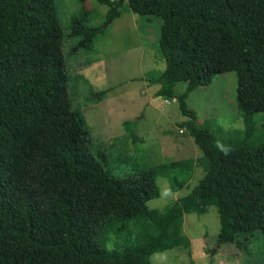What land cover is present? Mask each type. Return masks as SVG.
Here are the masks:
<instances>
[{"label": "trees", "instance_id": "16d2710c", "mask_svg": "<svg viewBox=\"0 0 264 264\" xmlns=\"http://www.w3.org/2000/svg\"><path fill=\"white\" fill-rule=\"evenodd\" d=\"M95 1L108 6L109 23L126 11L162 20L156 41L166 67L147 81L159 85L158 97L177 100L188 118L181 127L202 157L161 164L154 173L169 179L173 192L195 167L204 175L163 211L123 192L69 99L56 0H0V264H151L156 253L190 250L184 216L212 206L220 231L208 253L224 244L246 250L241 236L264 234V116L254 120L264 113V0ZM92 18L84 10L71 20L74 51L92 50L104 32L88 24ZM230 72L237 74L244 129L217 128L218 139L187 99ZM180 83L186 88L175 96ZM123 127L137 142L132 123Z\"/></svg>", "mask_w": 264, "mask_h": 264}, {"label": "rangeland", "instance_id": "374dc122", "mask_svg": "<svg viewBox=\"0 0 264 264\" xmlns=\"http://www.w3.org/2000/svg\"><path fill=\"white\" fill-rule=\"evenodd\" d=\"M56 5L64 29L69 99L87 120L93 152L104 155L106 168L120 180L123 192H134L150 209L165 210L189 194L204 172L195 167L188 184L176 192L171 190L169 179L154 173L158 165L202 157L193 138L181 127L188 118L181 114L177 100L166 102L158 97L159 85L147 81L149 75L166 67L156 41L162 20L126 11L109 23L108 6L95 0H56ZM84 10L94 14L88 24L102 26L104 32L92 50L74 51L77 40L70 36L71 20ZM185 88L186 84H177L175 96ZM236 90L237 74L230 72L216 75L212 84L197 88L187 99L199 123L212 122L211 130L218 139L217 128L225 132L244 129ZM104 91L107 93L100 95ZM263 116L255 114L257 124ZM126 121L132 123L137 142L126 136ZM183 229L192 242L191 249L156 253L151 264H264V234L259 230L240 237L248 241L246 250L224 244L214 256L208 253L216 247L220 231L214 206L204 215H185Z\"/></svg>", "mask_w": 264, "mask_h": 264}, {"label": "built area", "instance_id": "2783aa9c", "mask_svg": "<svg viewBox=\"0 0 264 264\" xmlns=\"http://www.w3.org/2000/svg\"><path fill=\"white\" fill-rule=\"evenodd\" d=\"M166 101V100H165ZM166 102H169V101H166Z\"/></svg>", "mask_w": 264, "mask_h": 264}]
</instances>
